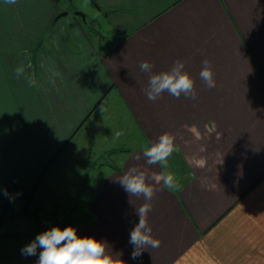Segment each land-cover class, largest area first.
I'll return each mask as SVG.
<instances>
[{"label": "crops", "instance_id": "1", "mask_svg": "<svg viewBox=\"0 0 264 264\" xmlns=\"http://www.w3.org/2000/svg\"><path fill=\"white\" fill-rule=\"evenodd\" d=\"M92 1L106 19L104 47L62 0H0V147L16 131L24 132L12 136L21 140L16 147L37 148L23 161L32 187L100 97L114 93L146 145L168 132L178 150L168 169L147 165L143 148L99 167L90 222L77 235L105 241L116 264H264V0ZM205 59L213 88L199 77ZM176 60L194 79L197 98L164 92L149 101L143 91L149 73L140 63L159 73ZM132 166L162 189L148 215L160 245L137 259L129 240L144 200L116 180ZM165 171L176 174L181 190L155 183Z\"/></svg>", "mask_w": 264, "mask_h": 264}, {"label": "rangeland", "instance_id": "2", "mask_svg": "<svg viewBox=\"0 0 264 264\" xmlns=\"http://www.w3.org/2000/svg\"><path fill=\"white\" fill-rule=\"evenodd\" d=\"M62 2L69 10H80L85 14L86 20H82L85 28L94 42L104 47L109 32L104 31L106 19L95 2ZM99 35L103 36L100 41ZM100 100L89 120L58 156L51 157L50 163L35 176L32 187L30 165L23 161L37 148L16 147L21 140H14L12 136H21L24 132L9 131L6 147H0V264H36L42 249L38 248L34 256H25L21 250L38 234L54 226L71 225L78 230L88 224L90 188L99 167L119 163L130 152L146 145L120 97L110 92ZM117 132L122 133L119 138L115 135ZM52 154L54 156L56 152L53 150ZM19 183L27 188V193H33L30 198L21 197L24 193L18 192Z\"/></svg>", "mask_w": 264, "mask_h": 264}, {"label": "clouds", "instance_id": "3", "mask_svg": "<svg viewBox=\"0 0 264 264\" xmlns=\"http://www.w3.org/2000/svg\"><path fill=\"white\" fill-rule=\"evenodd\" d=\"M6 2L14 4L16 0H6ZM153 67V64L148 61H142L139 65L142 72L149 73L147 87L143 89L149 101L155 102L164 92L177 99L182 94L185 98L192 100L197 98L194 79L185 71V63L182 60H176L169 70L159 73H153ZM16 71L17 75H20L23 70L18 68ZM199 77L208 88L215 87L214 72L208 59L203 60ZM101 111H103L102 106ZM115 135L119 138L122 133L117 132ZM174 140L173 134L165 132L150 146L145 145L142 155L146 164H158L162 169H168L169 158L178 150ZM135 159L139 160L140 155H137ZM152 179L157 184L162 183L164 189L171 191L182 189L179 178L171 171H165ZM116 180L130 197H142L144 200V203L136 208L139 222L131 230L129 240L133 246L131 257L137 259L149 247L158 248L160 245V240L152 235L148 215L152 210V200L156 192L162 189L148 183L149 177L137 166L129 167ZM38 248L42 250L39 252L36 264H116L113 255L107 251L108 246L105 241L97 240L95 237H80L71 225L65 228L54 226L38 234L21 251L25 256H34Z\"/></svg>", "mask_w": 264, "mask_h": 264}, {"label": "water", "instance_id": "4", "mask_svg": "<svg viewBox=\"0 0 264 264\" xmlns=\"http://www.w3.org/2000/svg\"><path fill=\"white\" fill-rule=\"evenodd\" d=\"M64 14H66V12L60 13V15H64ZM73 14L76 16H80L83 20H85V15L83 12H81L79 10H75Z\"/></svg>", "mask_w": 264, "mask_h": 264}, {"label": "trees", "instance_id": "5", "mask_svg": "<svg viewBox=\"0 0 264 264\" xmlns=\"http://www.w3.org/2000/svg\"><path fill=\"white\" fill-rule=\"evenodd\" d=\"M32 194H33L32 192L24 193V194L21 195V197L28 199V198H30V196H32Z\"/></svg>", "mask_w": 264, "mask_h": 264}]
</instances>
